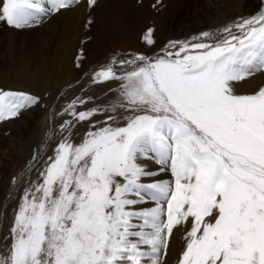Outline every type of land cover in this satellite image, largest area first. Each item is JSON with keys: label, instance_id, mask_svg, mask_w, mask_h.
<instances>
[{"label": "snow or ice", "instance_id": "snow-or-ice-1", "mask_svg": "<svg viewBox=\"0 0 264 264\" xmlns=\"http://www.w3.org/2000/svg\"><path fill=\"white\" fill-rule=\"evenodd\" d=\"M96 4L0 0V23L31 28ZM142 39L153 48L154 29ZM83 59L81 50L77 67ZM258 73L264 0L254 14L86 71L93 85L118 88L106 106H89L92 97L60 112L47 106L38 151L54 139L57 116L60 139L18 198L0 264H166L176 231L184 233L177 264H264V82L238 91ZM36 107L43 97L0 89V122ZM30 171L13 178L5 204Z\"/></svg>", "mask_w": 264, "mask_h": 264}, {"label": "bare ground", "instance_id": "bare-ground-1", "mask_svg": "<svg viewBox=\"0 0 264 264\" xmlns=\"http://www.w3.org/2000/svg\"><path fill=\"white\" fill-rule=\"evenodd\" d=\"M120 1H124L127 6L137 7L140 13L139 18L144 21L139 24V27L137 22L131 19L132 12L130 14L124 12L129 7L125 6L123 11L114 7L106 10L105 6L111 7L108 0H97L96 6L91 10L86 6H76L71 10L62 11L60 14L52 16L37 26L38 28L16 29L13 32L2 30L3 36H0V43L3 39L4 42L2 49L0 47V89L24 91L40 95L44 100H47L48 95H51V110L53 111L57 106L56 112H60L62 106L71 101L72 96L76 98L77 95L85 99L92 97L93 100L89 106L93 104L106 106V99L115 93L114 90L118 88V84L111 82L93 85L91 77H85L84 73L107 62L112 54H118L121 46L125 43L124 41L129 44L133 42L134 47L129 46V48L123 49V53L135 54L134 49H139L150 55L156 50L159 51L170 40H184L199 31L224 25L237 17L254 14L259 3V0ZM153 5L156 6L153 7ZM90 16L92 22L89 25ZM148 26L154 29L156 44L153 48H149L142 39ZM25 44L29 46L28 49L24 48ZM81 50H83L84 59L82 66L77 67V56L80 55ZM73 63L74 75H71ZM262 82H264V73H258L247 82H241L238 91L240 93L250 92ZM109 89H112L111 93ZM38 108L41 111L45 109L36 107L23 111L15 119L0 122V130H5L10 134V137L0 145V149L8 145L7 160L0 161V175L4 179L7 175V166L9 167L10 159L13 156V149L20 137V132L16 133L15 130L20 127L25 131L27 123ZM43 111L39 125L40 131L45 127L44 124H47L45 123L47 122L45 119L46 110ZM96 119L103 120L104 116L99 115ZM61 123V117L57 116L55 118L56 135L48 148L49 150H47V154L43 157L39 153L35 160L27 165L23 173L31 169L32 165L37 164L30 172L26 183L21 186V191L17 192L16 199L7 204L3 212V218L0 222V252H3L6 246L3 237L9 233L13 221V209L17 206L18 198L24 187H28L30 182L38 181L39 173L45 167V162L49 156L53 155L52 149L60 139L59 125ZM14 127L16 128L12 131L11 128ZM87 128L86 124L79 125L77 131L82 136ZM76 142L78 143L79 139H76ZM5 211L6 218H4ZM183 248L184 233L183 231H176L165 258L166 264H177Z\"/></svg>", "mask_w": 264, "mask_h": 264}, {"label": "rangeland", "instance_id": "rangeland-1", "mask_svg": "<svg viewBox=\"0 0 264 264\" xmlns=\"http://www.w3.org/2000/svg\"><path fill=\"white\" fill-rule=\"evenodd\" d=\"M116 1H117V3H116ZM108 3L111 4L110 5L111 7L105 6L106 10L113 9L112 7H114L115 9L118 8L119 10L123 11V8L125 9V6H127L124 1H120V0H108ZM127 8L128 9H125L124 12L127 13V14H130V12H132L131 13V19H133L134 21H136L137 24H138V27H139V24L142 23V22H144V21L142 19L140 20V18H139L140 13H139L137 7L136 6H130V5H128ZM137 13H138V15H137ZM148 25H150V24L148 23ZM150 26H148L146 29L150 28ZM35 28H38V27L36 26ZM4 29L5 30H8V31H12V32L13 31H16L15 28H11V27L7 26L6 24L0 23V36H3L2 30H4ZM14 38L16 39V37H14ZM25 39L27 40V37H25ZM3 42H4V39L0 43L1 49L3 47ZM124 42L126 43V41H124ZM125 43H123V45L121 46L120 52L118 54L122 55V53H123L122 50L125 49V48H129V46L130 47L131 46L134 47L133 46V42H130V44L129 43H126V45H124ZM26 45L27 44L24 45V48L25 49H28L29 46L28 45L26 46ZM134 51H135V53H146L145 51L139 50V49H134ZM116 54H112L111 56H109L108 61L114 55H116ZM123 55H126V53L124 52ZM72 69L73 70L70 71V74L71 75H74V63H73ZM72 89H74V88H72ZM116 90L117 89H115L114 91H116ZM38 96H40V95H38ZM73 97L74 96H72L71 99H73ZM76 97H80V95L79 96L77 95ZM112 97H113V94H111V95L108 96V98L105 101L106 105L108 104V101H111L113 99ZM60 98H62V97H60ZM51 99H52L51 95H48L47 100H44L43 99L44 105H45V107H43L45 109H43V110L44 111L46 110V112L49 110L47 108V106L48 105H51V102H50ZM57 103H56V105H57ZM56 107L53 110L55 112L57 111ZM51 108H52V105H51ZM36 110H37V112L32 116V118L30 119V121L27 123L26 128H25V131H24V129L22 130V128H20V127H17V130H15L16 133H19L20 132V134H19L20 137L18 138V140L16 142V145H15V147L13 149V152H12L13 153L12 154L13 156L10 159V165H9V167L7 166V171H6V174L7 175H6V178L4 179L0 175V204H1V201H2V204L0 206V209H1L0 210V222H1L2 218H3V212H4V210L7 207V204L4 203L5 196L9 192V189L13 186L12 185L13 178H18L19 179L21 177L22 173L24 172L25 168L27 167V165L28 164L30 165V163L33 160H35L36 155H38L40 153L44 157L47 154V152H48L47 150H49L48 148H49L50 144H48L46 147H43V152L42 153L38 151L42 147V142L45 141V134L47 132H49V123H48V121L45 122L47 124H44L45 127L40 131L39 130V125H40V119H42V113L41 112L43 110L41 111L39 108L36 109ZM15 128L16 127L11 128V130L14 131ZM9 131H10V129H9ZM0 132H1V135H0V145H1L5 141V139L7 140L10 137V134L7 133L5 130H0ZM7 146L0 149V159H1L0 161H2V162H4V161L7 160V156H6V153H8L7 152V148H8ZM44 153H46V154H44ZM38 162H40V161H38ZM36 165H35V167H36ZM35 167H32L31 168V171ZM152 167L155 168L156 165H152ZM162 178L168 179L169 177L162 174ZM148 206H151V205H148ZM0 228H1V226H0Z\"/></svg>", "mask_w": 264, "mask_h": 264}]
</instances>
